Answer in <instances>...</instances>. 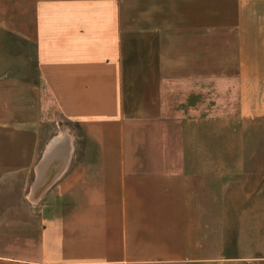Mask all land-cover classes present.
<instances>
[{
    "label": "crops",
    "instance_id": "1",
    "mask_svg": "<svg viewBox=\"0 0 264 264\" xmlns=\"http://www.w3.org/2000/svg\"><path fill=\"white\" fill-rule=\"evenodd\" d=\"M231 1L0 0V264L202 258L188 168L146 143L208 120L217 77L226 120L264 116V2Z\"/></svg>",
    "mask_w": 264,
    "mask_h": 264
},
{
    "label": "rangeland",
    "instance_id": "2",
    "mask_svg": "<svg viewBox=\"0 0 264 264\" xmlns=\"http://www.w3.org/2000/svg\"><path fill=\"white\" fill-rule=\"evenodd\" d=\"M218 3L216 0V17L234 16L231 0ZM259 5L248 0L249 19L260 12L256 10ZM254 28L248 26V32L253 34ZM249 40L248 35V45H253ZM7 46L8 56L0 55V69L14 62L13 38ZM247 55L248 59L254 56L253 48L248 47ZM252 76L248 75V84L253 85L249 81ZM232 87V81L217 77L215 97L202 108L208 120L160 122L157 138L146 143L150 149H160L152 157L182 161L188 168V208L197 227L202 258L180 264H264V116L226 120L224 116L236 109L233 102L228 105Z\"/></svg>",
    "mask_w": 264,
    "mask_h": 264
}]
</instances>
